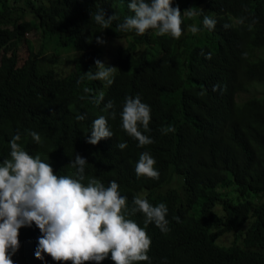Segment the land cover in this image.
Listing matches in <instances>:
<instances>
[{
  "label": "trees",
  "instance_id": "16d2710c",
  "mask_svg": "<svg viewBox=\"0 0 264 264\" xmlns=\"http://www.w3.org/2000/svg\"><path fill=\"white\" fill-rule=\"evenodd\" d=\"M127 5L128 0H0V160L9 158V141L19 132L21 147L50 163L57 176L75 178L70 161L79 153L88 161L83 183L95 178L108 186L115 180L127 197L122 212L138 226L145 217L131 213L134 196L146 193L150 204L165 203L168 231L146 225L151 264H264V91L236 98L264 85V0H173L181 10L178 39L156 29L143 35L120 31L117 25L133 14ZM101 8L106 18L115 17L104 29L93 18ZM205 15L216 20L212 30L202 24ZM193 25L201 29L197 34L190 31ZM32 31L54 39L56 55L66 54V64L46 68L39 61L44 52L34 54L25 38ZM98 36L104 44L96 42ZM25 47L29 54L19 65ZM107 53L116 67L110 86L88 78L95 60L106 63ZM101 93L103 100L94 102ZM136 95L151 108L149 130L140 131L153 142L143 147L120 127L124 99ZM108 101L113 107L104 111ZM78 114L85 119L77 120ZM100 115L113 136L87 143L91 122ZM168 126L175 131L164 133ZM30 131L40 135V143ZM119 143L127 146L120 149ZM144 151L155 158L158 179L136 175ZM253 194L262 196L256 215L234 214ZM247 207L248 214L254 212L252 203ZM33 227L19 229L15 264H70L46 253L43 261L37 258L41 233Z\"/></svg>",
  "mask_w": 264,
  "mask_h": 264
},
{
  "label": "clouds",
  "instance_id": "9594fccd",
  "mask_svg": "<svg viewBox=\"0 0 264 264\" xmlns=\"http://www.w3.org/2000/svg\"><path fill=\"white\" fill-rule=\"evenodd\" d=\"M172 5L173 0H128V10L133 14L126 16L117 27L122 32L134 31L137 35H143L148 29H156L161 36L168 34L178 39L181 36V10L179 6ZM185 14L188 17L194 15L191 11ZM93 18L104 29L115 17L111 15L106 18L101 8ZM202 24L212 30L216 20L205 15ZM200 30L196 25L190 27L193 34ZM96 42L104 44L105 40L98 36ZM1 55L2 52L0 58ZM94 66L96 71L90 73L88 78L104 81L106 86H110L116 67L99 59L95 60ZM83 91L88 93L90 89L84 88ZM93 100L99 103L103 100V94L93 97ZM112 107V102L108 101L104 111ZM150 112V106L142 102L139 95L125 97L119 113L120 127L137 140L138 147L153 142L150 136L140 131V128L149 130ZM111 116L114 118L115 112ZM76 119L84 120L85 115L78 114ZM162 131L167 133L175 129L168 126ZM29 134L36 143L41 142L36 131H30ZM112 136L107 117L100 115L92 120L86 142L95 145L102 138ZM20 140L21 135L17 132L9 141V158L0 160V264H15L12 256L20 247L19 229L33 224L36 226L33 230L37 232L39 229L41 233L37 237L34 255L42 261L46 253L55 261L70 260L72 264H134L138 261L151 264L147 254L151 238L146 233V225L154 223L162 232L168 231V208L165 203L150 204L146 193L134 196L131 213L141 212L145 217V225L138 226L137 222L126 218L127 213L122 212L127 197L120 194L119 184L115 180L109 181L108 186L95 178L83 183L88 163L86 158L75 153L74 159L70 161L76 169L75 178L57 176L50 163L24 150L18 143ZM126 146V143L117 145L120 149ZM155 163V158L149 152H141L134 171L138 177L146 175L158 179ZM230 177L234 182V177ZM232 187L233 183L230 182L227 190ZM179 190L187 194L185 188ZM226 194L228 197L229 193ZM261 202V194H253L248 201L237 204L234 214L255 216ZM251 203L254 212L248 214L247 206ZM224 212L228 213L227 206Z\"/></svg>",
  "mask_w": 264,
  "mask_h": 264
},
{
  "label": "rangeland",
  "instance_id": "374dc122",
  "mask_svg": "<svg viewBox=\"0 0 264 264\" xmlns=\"http://www.w3.org/2000/svg\"><path fill=\"white\" fill-rule=\"evenodd\" d=\"M194 12V11H193ZM25 38L32 42V49H34L36 52L34 54H38V52L41 50L44 52L42 56H40L39 61H42V64L45 65L48 69H54L57 67L58 63L66 64L65 58L63 55L66 56V54L56 55V47L54 46V39L46 38L43 34H41L39 31H32L30 33H27L25 35ZM109 52H113L112 45L109 43V46L107 48ZM29 54L28 48L25 47L24 50H22L19 54V65H22L25 61L27 55ZM50 56H52L56 62H52ZM110 53H107L106 57V64L112 67H115V63H113V59H109ZM115 69V68H114ZM114 73V70H113ZM257 91L261 92L264 91V85H257L254 87H251L249 92L240 93L236 98L241 101L245 100L249 97L257 96Z\"/></svg>",
  "mask_w": 264,
  "mask_h": 264
},
{
  "label": "bare ground",
  "instance_id": "6f19581e",
  "mask_svg": "<svg viewBox=\"0 0 264 264\" xmlns=\"http://www.w3.org/2000/svg\"><path fill=\"white\" fill-rule=\"evenodd\" d=\"M123 4V3H122ZM242 4V3H241ZM243 4H244V2H243ZM125 5V4H124ZM244 7V6H243ZM127 8V7H126ZM257 8V7H256ZM20 9V8H19ZM246 10V9H245ZM224 18V17H223ZM229 18V17H228ZM245 18V17H244ZM243 18V19H244ZM224 20V19H223ZM251 20V19H250ZM224 22V21H223ZM228 23V22H227ZM242 25V24H241ZM250 26V25H249ZM237 29V28H236ZM240 29V28H239ZM238 29V30H239ZM241 30V29H240ZM245 31V30H244ZM237 32V31H236ZM258 32V31H257ZM238 33V32H237ZM244 34V33H243ZM237 37V36H236ZM234 45V44H233ZM261 45V44H260ZM197 47V46H196ZM235 48V47H234ZM142 58V57H141ZM261 83V82H260ZM217 147V146H216ZM250 159V158H249ZM228 168V167H227ZM226 173V172H225ZM169 178V177H168ZM168 183V182H167ZM205 187V186H204ZM214 193V192H213ZM216 203V202H215ZM209 204V203H208ZM204 207V206H203ZM213 216V215H212ZM211 218V217H210ZM217 218V217H216ZM221 219V218H220ZM215 222V221H214ZM216 222H218V221H216ZM220 224V223H219ZM181 227V226H180ZM190 228V227H189ZM197 230V229H196ZM156 231V230H155ZM154 232V231H153ZM152 233V232H151ZM184 243V242H183ZM252 243V242H251ZM253 244V243H252ZM251 247V246H250ZM177 249V248H176ZM183 253V252H182ZM253 256V255H252ZM201 257V256H200ZM201 260V259H200ZM189 261V260H188ZM215 261V260H214ZM254 261V260H253ZM186 263V262H185ZM70 264H72V262L70 261Z\"/></svg>",
  "mask_w": 264,
  "mask_h": 264
}]
</instances>
